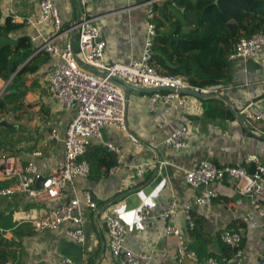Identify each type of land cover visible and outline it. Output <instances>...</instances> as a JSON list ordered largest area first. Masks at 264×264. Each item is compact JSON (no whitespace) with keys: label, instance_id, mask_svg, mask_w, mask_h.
<instances>
[{"label":"crops","instance_id":"obj_1","mask_svg":"<svg viewBox=\"0 0 264 264\" xmlns=\"http://www.w3.org/2000/svg\"><path fill=\"white\" fill-rule=\"evenodd\" d=\"M159 1L166 0H94L91 15L97 18L103 36L109 40L106 54L109 61L126 63L141 59L150 11L154 3ZM39 2L0 0V9L4 16L9 10L22 16H33L38 13ZM55 4L65 30L78 21L77 0H55ZM29 31L23 28L15 36L28 34ZM51 31L49 24L43 33L49 34ZM58 37L60 48L74 40L77 43L73 34L67 32H62ZM232 67L233 76L226 85L224 96L242 119L232 121L213 118L206 114L209 106L195 97H189L190 109L187 112L173 105L169 113L163 115L165 105L161 101L152 102L149 93L130 94L127 99L129 134L139 138L143 146L134 147L128 134L114 127L103 130V140L120 147L125 153V161L120 172L115 175L107 173L97 177L92 174L75 182L77 188L89 189L97 204L96 211L88 210L85 215L87 241L83 247L67 235L69 224L53 232L35 229L34 221L45 217L51 207L62 203V200L45 201L21 194L10 198L0 197V230L16 247L15 257L9 264H61L64 258L77 262L85 260L86 264H125L122 259L114 258L109 249L106 219L110 215L117 216L127 226L128 249L143 250L161 264H180L176 239L163 235L165 222L159 214L174 201L179 208L192 201L195 191L187 184L185 171L202 160L212 161L218 167L246 164L252 155H257L264 164V130L254 121L256 111L264 109V52L256 60L237 61ZM65 111L66 115L57 117L60 130L67 127L74 115L73 110ZM244 120L249 121L251 127H245ZM182 125L190 129L191 148L175 151L163 147L164 141ZM39 151L41 157L32 155L24 159L19 155L13 156H19L24 164L35 162L40 172L47 175L62 160L63 147L61 143L46 139ZM95 153L89 154L87 161L90 164ZM163 161L167 163L162 165L160 162ZM144 162L152 163L151 170L144 178H139L136 170ZM144 181L145 185L126 194L127 190ZM7 182L0 176V188ZM37 187H41V183L37 182ZM206 189H214L217 198L209 207L194 206L192 215L203 220L200 221L199 233L201 237L211 239L209 249L222 255L220 233L224 230L240 232L243 235V264H264L260 258L264 253V227L248 229L242 220L250 210L248 199L236 193L230 179L202 187L196 193L200 194ZM144 201L153 203L156 212L151 220L139 222L137 217ZM195 241L196 237L190 236L188 244L191 246ZM220 262L225 264L226 261L222 259Z\"/></svg>","mask_w":264,"mask_h":264},{"label":"built area","instance_id":"obj_2","mask_svg":"<svg viewBox=\"0 0 264 264\" xmlns=\"http://www.w3.org/2000/svg\"><path fill=\"white\" fill-rule=\"evenodd\" d=\"M81 18L68 27L62 26L60 12L55 0H40L38 13L33 16H22L9 10L6 16L12 23L22 24L29 29L27 34L31 43L36 46L34 55L41 53L49 57L48 69L51 93L54 101L65 109L74 111V115L64 130L54 128L49 134V141L61 143L63 158L43 175L38 165L29 161L22 162L19 156L6 157L0 160V176L10 183L0 188V197L10 198L17 194L28 198L45 201L62 200V203L51 207L47 215L34 221L37 231H58L62 225L69 224L67 235L80 246L87 241L85 215L88 210L96 211L97 204L89 189H79L75 182L80 178H88L91 166L84 160L90 147L101 144L117 156V164L110 168L109 174L115 175L124 166L125 153L115 145L103 140V130L114 127L122 133H127L134 147H142V141L129 134L127 123V97L122 87L114 84L110 78L115 77L132 86L139 88H169L172 90H158L150 93L154 103L165 105L163 115L169 113L176 105L182 112L190 109L189 97L178 92L179 89L191 90L198 94H220L224 96L227 86L218 88H199L190 85L184 77L160 74L152 65L154 39L157 35L153 10L150 11L147 37L141 59L123 63L109 61L106 57L109 40L103 36L97 18L91 15L94 0H77ZM51 25V33L44 34L43 30ZM65 30V31H64ZM67 32L73 34L75 40L68 42L63 48L57 44L58 36ZM41 41V43H38ZM264 52V34H254L241 39L235 50L228 56L233 64L237 61H253ZM82 61L85 65L80 64ZM254 121L264 124V109H258ZM245 127H251L250 122L244 120ZM192 145V136L187 125L176 129L163 143V147L175 151L188 150ZM34 157H41L36 151ZM162 165L167 163L160 162ZM152 163L144 162L136 170L139 178L149 174ZM43 179L41 187L37 182ZM185 179L190 188L195 191L190 203L179 208L174 201L164 208L159 216L165 222L163 235L176 239L177 258L180 264H221L211 257L202 263L197 253L190 249L188 240L195 228V221L191 215L193 207H209L217 198L214 189L196 193L202 187L222 183L230 179L235 191L246 197L250 210L243 217L248 229L264 227V164L257 155L248 157L246 164H226L218 167L212 161L202 160L193 168L185 171ZM156 212L153 203L144 201L138 213L139 222L152 219ZM109 235V249L116 259H122L125 264H161L143 250L133 251L126 247L128 235L127 226L115 215L106 219ZM2 233V230H0ZM221 243L228 245L233 256L227 264H243V250L241 244L243 235L240 232L224 230L219 235ZM264 262V253L260 257ZM61 264H86L85 260L74 261L64 258Z\"/></svg>","mask_w":264,"mask_h":264},{"label":"trees","instance_id":"obj_3","mask_svg":"<svg viewBox=\"0 0 264 264\" xmlns=\"http://www.w3.org/2000/svg\"><path fill=\"white\" fill-rule=\"evenodd\" d=\"M153 12L152 22L157 35L151 65L162 75L184 77L190 85L199 88L227 85L233 76L228 56L235 50L237 43L254 34H264V0H219L218 4H215V0H166L154 3ZM168 26L172 29L165 32ZM23 28L22 24L12 23L11 18L4 16L0 9V93L9 82L4 95L0 96V110L8 115L12 114L9 105H19L30 82L31 86L39 85L34 78L49 62V57L44 53L34 55L36 46L31 43L27 34L15 36ZM174 30V37L184 40L170 38L169 34ZM168 63L174 67H170ZM12 90L16 92L10 93ZM202 102L209 106L206 110L209 116L236 120V115L224 101L212 98ZM17 125L20 131L22 127ZM92 147L83 158L87 161L89 154L96 152L91 164L89 163L90 175L100 177L109 174L110 168L117 164L116 154L101 144ZM145 183L146 181L127 190L126 194L134 192ZM8 184L9 182L6 185ZM192 217L195 228L191 231V236L196 237V241L190 249L197 253L202 263L211 257L219 262L222 259L227 262L234 251L221 242L222 255L211 251V239L201 237L199 233L200 221L203 220L193 215ZM243 224L245 225L244 222ZM15 248V243L0 233V264H9L14 259Z\"/></svg>","mask_w":264,"mask_h":264},{"label":"rangeland","instance_id":"obj_4","mask_svg":"<svg viewBox=\"0 0 264 264\" xmlns=\"http://www.w3.org/2000/svg\"><path fill=\"white\" fill-rule=\"evenodd\" d=\"M171 29L168 26L165 32ZM34 79L39 85L31 86L32 82L29 83L19 105L17 107L14 104L9 105L12 114L8 115L0 110L1 120L22 127L20 131L15 130L17 132H9L0 127V160L13 155H19L24 159L31 157L34 152L39 151L41 143L48 139L52 129L60 128L57 117L66 115L64 107L58 106L52 97L48 66H44ZM4 93L5 91L1 96ZM257 124L263 126L264 130V124Z\"/></svg>","mask_w":264,"mask_h":264},{"label":"water","instance_id":"obj_5","mask_svg":"<svg viewBox=\"0 0 264 264\" xmlns=\"http://www.w3.org/2000/svg\"><path fill=\"white\" fill-rule=\"evenodd\" d=\"M219 0H215V4H218ZM77 11H78V23H80V18H81V11H80V7L79 5H77ZM175 32L174 31L173 33H171L169 35L170 38H175L174 35H175ZM177 41L179 40H184V39H181V38H175ZM81 65L83 66H87L85 65L82 61H79ZM168 65L170 67H174L171 63H168ZM110 80L122 87L125 91V94H126V97L127 99H129V96L132 92H140V93H152V92H155V91H158V90H172L174 91V89H169V88H161V89H154V88H139V87H135V86H132L120 79H117L115 77H111ZM6 86L4 87V89L2 90V92L0 93V96L2 95V93L4 92ZM12 92H15V90L11 91L10 93ZM179 93L183 94V95H187V96H191V97H195L197 99H201V100H207V99H212V98H216V99H220L222 101H224L227 106L231 109V111L236 115V118L238 119H242L241 116H240V113L236 112L233 105L227 101L226 97L223 96V95H220V94H198V93H195L191 90H186V89H179L178 90ZM127 110H128V103H127ZM0 127H6L7 129H11V130H18L19 129V126L17 125H12L10 124L7 120H1L0 119ZM43 182V179H40L38 183H42Z\"/></svg>","mask_w":264,"mask_h":264}]
</instances>
